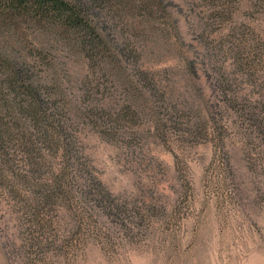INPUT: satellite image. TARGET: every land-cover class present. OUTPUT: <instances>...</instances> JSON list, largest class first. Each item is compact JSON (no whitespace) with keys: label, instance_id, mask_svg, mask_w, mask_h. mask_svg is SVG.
<instances>
[{"label":"rangeland","instance_id":"rangeland-1","mask_svg":"<svg viewBox=\"0 0 264 264\" xmlns=\"http://www.w3.org/2000/svg\"><path fill=\"white\" fill-rule=\"evenodd\" d=\"M164 1L134 52L102 14L119 63L59 57L47 142L0 145V264H264V0Z\"/></svg>","mask_w":264,"mask_h":264},{"label":"trees","instance_id":"trees-1","mask_svg":"<svg viewBox=\"0 0 264 264\" xmlns=\"http://www.w3.org/2000/svg\"><path fill=\"white\" fill-rule=\"evenodd\" d=\"M164 3L0 0V145L15 139L27 152H33L38 141L47 142L49 131L44 126H51L58 112L44 89L48 83L62 86L59 57L81 55L89 60L91 69L102 59L113 68L119 63L102 14L109 16L115 27L121 24L127 43L118 49L134 52L137 39L149 35L152 23L167 14ZM58 124L52 133L62 137Z\"/></svg>","mask_w":264,"mask_h":264}]
</instances>
